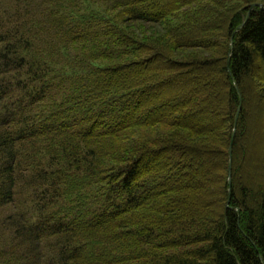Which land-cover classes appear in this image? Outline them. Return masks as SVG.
I'll return each instance as SVG.
<instances>
[{"label":"trees","instance_id":"1","mask_svg":"<svg viewBox=\"0 0 264 264\" xmlns=\"http://www.w3.org/2000/svg\"><path fill=\"white\" fill-rule=\"evenodd\" d=\"M251 4L0 0V264H264Z\"/></svg>","mask_w":264,"mask_h":264},{"label":"water","instance_id":"2","mask_svg":"<svg viewBox=\"0 0 264 264\" xmlns=\"http://www.w3.org/2000/svg\"><path fill=\"white\" fill-rule=\"evenodd\" d=\"M261 7L262 9H264V6L262 4H251L249 9H248V12L246 14V17H245V20L244 22L239 25L237 27V30L240 29L243 24L248 20L249 18V14H250V11L254 8V7ZM233 49V43H232V40H231V43L229 45V55H228V60H227V63L229 64V61H230V58H231V51ZM234 87L238 93V96H239V105L236 109V113H235V119H234V129L232 131V135H231V141H230V147H229V168H228V177H227V181H228V185H229V189H228V196L230 197V187H231V161H232V145H233V141H234V136H235V128H236V125H237V121H238V117H239V113H240V110H241V104H242V98H241V94L238 90V87L236 85V83H234Z\"/></svg>","mask_w":264,"mask_h":264}]
</instances>
